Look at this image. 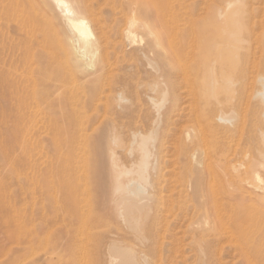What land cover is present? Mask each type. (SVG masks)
<instances>
[{
    "label": "rangeland",
    "instance_id": "374dc122",
    "mask_svg": "<svg viewBox=\"0 0 264 264\" xmlns=\"http://www.w3.org/2000/svg\"><path fill=\"white\" fill-rule=\"evenodd\" d=\"M66 1L102 35L99 54L110 66L97 80L92 67L74 63L52 0L18 9L2 2L0 264H110L116 242L143 264H259L249 243L246 254L238 248V231L264 229V203L235 188L250 169L264 187V0ZM158 2L156 25L144 10L130 11ZM132 15L150 27L136 25L129 44L121 30ZM148 43L144 56L138 48ZM228 109L234 120L221 126L214 114ZM150 129L156 170L134 232L117 216L110 156L130 166L135 138Z\"/></svg>",
    "mask_w": 264,
    "mask_h": 264
},
{
    "label": "bare ground",
    "instance_id": "6f19581e",
    "mask_svg": "<svg viewBox=\"0 0 264 264\" xmlns=\"http://www.w3.org/2000/svg\"><path fill=\"white\" fill-rule=\"evenodd\" d=\"M3 1L0 0V4H1L0 11L2 13H3V9H4L3 4H2ZM21 1L23 2V0H7L6 6L8 5V2H11L14 5V7H16L18 9L19 3H21V5H22ZM52 1L55 4V6L59 7V9L61 8L62 12L64 13L62 16L63 17L62 21H63L64 26L67 28V30L69 32V38H68V44L70 46V52L69 53L72 55V57H73L72 59H73L74 63H76V64L83 63L84 65H86V67H92L93 70L91 72V76H93L94 80L99 79L102 75H104L106 68L110 66V63L108 61H105L104 58L99 54L102 35L97 34L92 30V27H91L89 21L87 20V18L75 16L73 10L71 9L69 3L66 0H52ZM38 2H39V0H38ZM161 4L162 3L158 2L157 7L148 6L145 8L143 6H141V7L138 6V4L134 5V3H133V6L131 7L130 11H132V13L135 15V14H137V12H139L138 9L141 11L144 10V12H146V14H148V16L150 17L149 23H152L153 25L155 23V25H156V23H161V21L164 18V17L162 18V14L164 16V13L161 11V8L164 9V6ZM24 5H27V3H25ZM78 5H80V4H78ZM130 5H132V4H130ZM42 7H44V6H42ZM21 9H22V7H21ZM42 15H44V14L42 13ZM45 15H48V14H45ZM134 15H132L130 17H126V19H125L126 26L124 29L121 30V32H123L125 37L128 39L129 44L133 43V41H134V35L135 34L133 33L132 29L135 28L136 25L137 26L139 24L141 25V22L138 21L137 17ZM46 17H48V16H46ZM39 20H38V22H39ZM43 21L45 22L46 20L44 19ZM43 21H41V22H43ZM149 23L143 24V25H141V27H147V26L150 27ZM57 27H58V25H57ZM55 30H56V27H55ZM58 34H55L56 37ZM154 45H155V43H153V45L148 43L143 48H138V50L144 56H146L145 49H148L149 47H153ZM158 45H160V43H158ZM120 47H121V45H120ZM163 49H164V47H162V50ZM185 50H186V48H185ZM96 60H97V63L95 66L94 62ZM212 63H213V61H212ZM148 64L151 65V67H153L155 70L158 69L157 68L158 63L150 60V58H149ZM188 67H186V71H187V69L189 70ZM209 68H211V67H209ZM184 69L182 71H184ZM211 69H213V68H211ZM202 70H204V68ZM186 74H188V73L186 72L185 75ZM260 80H261V86L262 87L257 92H258V95H259L261 101L264 103V75L260 77ZM167 93L168 92L166 90H162L159 94L158 99L153 101L154 102L153 103L154 108L158 114H159V111L162 108V106L165 104V102H167L166 101ZM232 110L233 109H231V110L228 109L227 111L226 110H220V111L218 110L219 111L218 113L215 112L214 115H215L216 120L222 122L221 126L225 125V127H226V124H232L234 117H235L234 116L235 113ZM157 119H158V117H157ZM218 126H219V124H218ZM260 134H261L263 141H264V131H262ZM155 141H156V131L155 130H151V131H149L147 133H143V134L142 133L138 134L134 140V144H135L134 150L137 151L138 155H137V158L133 161V163L130 166H125V165L120 166L121 164L120 163H119L120 165L118 164L119 160L117 161L114 152L111 153V156H110L111 164L113 167V171H112V195H113L114 202L116 205L117 216L119 217V219L121 221H123L134 232H139L141 222L143 220L142 219L143 218V212L146 211L147 206H148L149 201H150V195L148 193L147 187L150 186V184H151V180H150L151 179L150 178L151 171L156 170L157 158H156V153L154 150ZM129 152H130V149H129ZM259 156H260L259 159H261V160L258 161V165H260V167L262 166L264 168V152H261L259 154ZM236 180H237V182H239V186H236V188H235V190L237 189L236 191H239V193H241V194L245 193V192L254 193L255 199L260 200L261 204L264 203V187L263 188L257 187L255 185L257 182L263 181L261 178V174L257 169H253V170L250 169V170L244 171L243 173L238 175ZM247 195H250V194H247ZM250 200L253 201L254 199H250ZM258 211H259V213L263 212V211L260 212V210H258ZM241 213L243 214V211ZM256 213H258V212H256ZM248 214L249 213H247L246 215H248ZM263 216H264V214H263ZM241 217H243V216H241ZM254 217H253V219H255ZM256 218H258V217H256ZM261 218H263V217H261ZM261 218H258V221ZM248 220H249V218H248ZM244 221H243V223H244ZM253 221H255V220H253ZM262 221H263V219H262ZM248 223H253V222L248 221L247 224ZM258 224L260 226V223H258ZM263 224H261V225H263ZM250 225H253V224H250ZM241 227H242V225H241ZM254 227H256V226H254ZM258 227H257V230L255 228L256 231L254 230L255 231L254 233L249 232V233H251V235H252V233L255 234V236L250 235L251 237L250 236L248 237L246 235V233H244L245 230L243 231L240 229L238 231V229H237V231L240 232V235L239 234H237V235L241 236V244L239 245V247L238 246L237 247L246 254L248 252L244 251V245L250 244L249 248H250L251 252L253 253L252 255L258 259L259 264H264V229H259L260 227L259 228ZM242 228H244V227H242ZM245 229H246V224H245ZM248 229H249V227H248ZM231 231H234V230L231 229ZM241 231H243V232H241ZM249 231H251V230H249ZM238 232H236V233H238ZM232 235H234V234H232ZM235 239H236V241L239 240V238H238V240H237V238H235ZM118 245H117V242L110 244V248L108 251L110 264H143V261L141 262V259H139V257L136 255L135 251L131 247L120 246V245L118 246ZM249 255H251V254H249ZM246 258H247V256H246ZM249 261H251V260H249Z\"/></svg>",
    "mask_w": 264,
    "mask_h": 264
}]
</instances>
